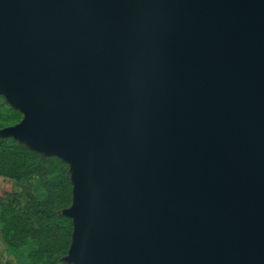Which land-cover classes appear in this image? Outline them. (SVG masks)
Here are the masks:
<instances>
[{"label":"water","instance_id":"95a60500","mask_svg":"<svg viewBox=\"0 0 264 264\" xmlns=\"http://www.w3.org/2000/svg\"><path fill=\"white\" fill-rule=\"evenodd\" d=\"M0 130L72 168L74 264H264V0H0Z\"/></svg>","mask_w":264,"mask_h":264},{"label":"trees","instance_id":"16d2710c","mask_svg":"<svg viewBox=\"0 0 264 264\" xmlns=\"http://www.w3.org/2000/svg\"><path fill=\"white\" fill-rule=\"evenodd\" d=\"M19 116L0 95V129L4 121L17 123ZM0 178L30 187L24 195H0V243L14 259L6 264H74L65 261L73 221L62 213L72 203L71 165L17 138L0 136Z\"/></svg>","mask_w":264,"mask_h":264},{"label":"rangeland","instance_id":"374dc122","mask_svg":"<svg viewBox=\"0 0 264 264\" xmlns=\"http://www.w3.org/2000/svg\"><path fill=\"white\" fill-rule=\"evenodd\" d=\"M5 117L6 116H4V119H5ZM19 117L17 120L18 122L16 121L17 123H14L12 125H9L10 122L4 121L3 122L4 127H2L0 130L7 128V127H12V126L18 124L22 120L23 115L21 114V117L20 118ZM14 191L19 193L20 195H24L25 193L30 191V187L29 186H23V185L18 186V185H15L14 183H12L11 181L0 178V195H3L5 193L14 192ZM7 262L13 263L14 259H13V257L6 255L4 248H3L2 244L0 243V264H6Z\"/></svg>","mask_w":264,"mask_h":264}]
</instances>
